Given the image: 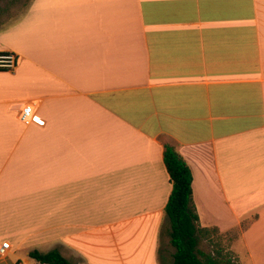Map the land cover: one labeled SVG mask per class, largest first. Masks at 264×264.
Segmentation results:
<instances>
[{
  "label": "crops",
  "instance_id": "1",
  "mask_svg": "<svg viewBox=\"0 0 264 264\" xmlns=\"http://www.w3.org/2000/svg\"><path fill=\"white\" fill-rule=\"evenodd\" d=\"M5 52L0 264H37L33 250L173 264L165 146L191 170L201 226L253 219L233 251L264 264V0H30L12 23L0 13Z\"/></svg>",
  "mask_w": 264,
  "mask_h": 264
},
{
  "label": "trees",
  "instance_id": "2",
  "mask_svg": "<svg viewBox=\"0 0 264 264\" xmlns=\"http://www.w3.org/2000/svg\"><path fill=\"white\" fill-rule=\"evenodd\" d=\"M164 163L173 186L165 208V230L174 249L173 264H234L213 240L226 233H221L217 227L204 228L200 224L193 197V176L186 161L174 147L165 146ZM205 245L212 246V250L208 252ZM29 256L37 264H71L59 250H33Z\"/></svg>",
  "mask_w": 264,
  "mask_h": 264
},
{
  "label": "rangeland",
  "instance_id": "3",
  "mask_svg": "<svg viewBox=\"0 0 264 264\" xmlns=\"http://www.w3.org/2000/svg\"><path fill=\"white\" fill-rule=\"evenodd\" d=\"M29 1L30 0H0V13L8 15L9 22L12 23L20 19L25 14ZM252 220L253 219H248L241 225V227L233 229L231 232L226 233L223 237H215L213 239L215 245L220 246L223 250V254L230 258L234 262V264H239V259L235 255V251H233V248L239 243L242 229H245L249 225V223H251ZM163 242L164 247H166L167 237L166 240L164 239ZM206 245L204 248L208 252L211 251L213 247ZM26 253L27 248L24 247L21 249L19 255L23 259V257L27 255Z\"/></svg>",
  "mask_w": 264,
  "mask_h": 264
},
{
  "label": "built area",
  "instance_id": "4",
  "mask_svg": "<svg viewBox=\"0 0 264 264\" xmlns=\"http://www.w3.org/2000/svg\"><path fill=\"white\" fill-rule=\"evenodd\" d=\"M18 66V58L14 53L5 52L0 53V70L14 71ZM35 115V110L33 106L27 105L20 114V120L26 125L32 123L33 117ZM11 249V244L5 242L0 246V259L8 256Z\"/></svg>",
  "mask_w": 264,
  "mask_h": 264
}]
</instances>
